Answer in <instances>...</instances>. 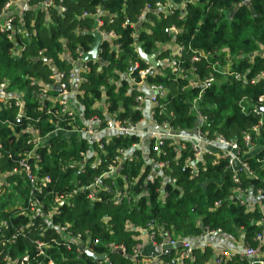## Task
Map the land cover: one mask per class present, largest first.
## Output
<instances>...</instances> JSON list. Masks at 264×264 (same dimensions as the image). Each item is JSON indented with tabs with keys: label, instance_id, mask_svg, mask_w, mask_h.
I'll return each instance as SVG.
<instances>
[{
	"label": "trees",
	"instance_id": "obj_1",
	"mask_svg": "<svg viewBox=\"0 0 264 264\" xmlns=\"http://www.w3.org/2000/svg\"><path fill=\"white\" fill-rule=\"evenodd\" d=\"M6 1L0 0V15ZM182 1L186 4L185 10L174 7L170 16L154 8L158 2L177 5ZM248 1L250 6L245 5ZM248 1L63 0L65 12L62 15L56 8H50L47 14L35 9L25 12L26 32L31 35L27 42L19 35L11 42L0 34V84L6 85L7 92L23 99L22 118L18 122V108L13 104V98L10 104L0 105V264H19L24 257L29 258L28 264H102L86 255L78 259L77 246L67 248L64 235L80 234L85 240L89 234L91 242H99L94 248L97 253L106 252L107 244H122L130 251L150 221L173 238L196 239L205 230H220L232 239L242 234L246 245L257 247L254 242L259 232L256 222L262 216L258 205L249 209L230 198L236 190H251L252 196L258 190L264 191V119L254 133L252 129L259 118L243 114L238 105L243 97L248 99L249 106L256 104L264 92V78L243 87L240 82L214 72V69L227 68L248 81L264 72V0ZM146 6L148 10H145ZM97 9L101 11L98 17H82L83 12L93 15ZM143 12L144 19L138 22ZM181 14L183 18H180ZM46 18L49 20L47 26L44 25ZM97 19L101 22L98 27ZM170 27L176 29L175 35L165 32ZM96 30L114 37L106 36L101 41L97 61L85 63L88 72L82 74L85 82L78 86L82 95L77 94L84 120L95 117L102 127L111 116L121 121L129 119L133 123L141 120L135 103L139 92L129 86L125 76L129 65L136 63L138 71L147 68L135 50V46L140 45L146 54L156 53L159 60L176 61L186 76H175L166 66L159 74L144 78L145 83L162 85L166 90L161 108L156 111L158 122L166 121L175 130L189 131L196 123L195 117L188 114L191 101L199 97L198 108L207 117L202 132L207 138L219 134L236 141L240 156L245 155L250 174L238 171V183H235L227 161L218 160L213 164L214 156L205 153L196 164L197 176L189 177L183 163L191 155L189 144L184 141L187 151L177 152L170 140H164L162 155H149L156 162L168 164L164 173L173 183L163 184L158 176L153 182L148 181L144 192L151 167L147 165L142 150L131 149L133 158L121 169V175L132 183L129 192L134 202L113 206L104 193L102 201L94 204L86 203L80 197L73 198L70 205L64 204L59 208V216L54 214L48 220L43 216L45 211L29 214L26 209L29 185L19 172V162L33 149L30 130H37L42 137L53 130L34 97L39 92L40 83H51L49 76L53 73V68L37 59L38 53L42 52L46 60H52L57 71L67 74L71 69L70 62L60 55L68 52L75 59L76 49L89 51ZM132 33L136 36L132 37ZM170 43L182 48L180 54H172L170 46H167ZM15 45L24 47L18 55H13ZM132 76L135 81H140L137 73ZM191 77L194 78L193 83L189 80ZM211 77L215 82L206 84ZM52 121L69 128L82 127L77 117L66 119L57 115L52 117ZM244 135L251 137L250 149L242 141ZM139 143L140 139L135 135H112L107 144L103 140L104 151L99 152L103 165L93 174L101 173L119 149L129 151L133 144ZM84 149L85 144H76L73 138L67 141L59 135H50L48 146L36 150L39 162L33 164L32 159L28 162L37 166L39 180L44 177L50 179L47 191L63 195L70 191L69 181L75 173L61 171L58 161L65 164ZM178 154L180 156L176 159ZM15 194L22 198L23 204L9 206L18 198ZM103 219L107 222L104 223ZM31 221L34 222L33 227L29 225ZM57 225L66 232L61 234ZM35 242L45 244L42 255H37ZM260 252L264 264V245ZM109 257V264H134L128 255L114 251H109ZM193 257V264H204L212 253L194 249ZM225 264L249 263L235 258Z\"/></svg>",
	"mask_w": 264,
	"mask_h": 264
},
{
	"label": "built area",
	"instance_id": "obj_2",
	"mask_svg": "<svg viewBox=\"0 0 264 264\" xmlns=\"http://www.w3.org/2000/svg\"><path fill=\"white\" fill-rule=\"evenodd\" d=\"M56 0H46L45 2H39L38 0H8L5 2L1 9V22H0V34L4 35L8 41L13 42L17 35L26 42L31 38V35L26 32V22L24 19L25 12L30 9H35L47 14L50 8H56L57 12L62 15L65 12V7L62 5L63 0H57L58 4L55 5ZM248 1V0H247ZM35 2V4H32ZM249 2V1H248ZM185 2L182 1L180 4L174 5L173 3H162L158 2L155 4V10L162 12L164 15H172V10L174 7L181 11L185 10ZM149 7L146 6L145 10ZM100 9H97L93 15H89L87 12L82 13V17H98L100 14ZM183 13V12H182ZM180 18H183L182 14ZM144 19V12L138 17V22ZM97 27L101 25L99 19H97ZM49 20L46 18L44 23L47 26ZM123 25H128L124 23ZM30 26H32L30 24ZM132 28H136V25H130ZM168 34L175 35L177 33L174 27H170L165 30ZM101 36V41L106 37H114L113 34H103L99 33ZM132 37H135V33H132ZM182 48H179L178 54H180ZM24 47H18L15 45L13 49V55H18ZM136 50V48H135ZM88 52V51H87ZM84 51L81 49L75 50V59L68 52H63L60 58L66 60L71 66L70 71L66 74L62 71H57L52 66V60H46L43 57L42 52L38 53L37 59H41L44 64L49 65L52 69V74L49 76L51 83L41 84L39 92L35 94V100L39 106V110L44 113L45 117L49 119L53 130L46 136L42 137L37 130H30L32 140L31 145L33 147L32 151L26 155L19 162V172L23 174L29 185V197L26 200V209L29 214L36 215L45 211L44 217L46 220L52 215L59 216L61 211L59 208L66 204H71V199L80 197L84 199L86 203L94 204L102 201V196L104 193L108 195L107 201L113 206H120L123 203L129 204L134 202L131 193L129 192L131 182L121 175V169L128 165L133 155L130 153L131 149H140L145 158L150 159L156 163L158 169L163 170V172L168 168L166 162H156L154 158L150 157L149 154L153 153L154 156L160 157L162 155V147L164 140H170L173 150L177 152L187 151L184 141L189 144L190 156L183 160L184 168L188 169L189 177L197 176L198 167L196 164L202 160L203 154H211L214 156L213 164L218 160H226L228 163V169L232 174L233 182L238 183V171H248L247 164L244 161V156H240V147L238 143L234 140H227L221 135L217 134L210 138H207L204 132H202V127L207 123V117L204 116L198 108L199 97L194 99L189 108V115H192L196 119V130L192 134H187L189 131H179L173 129L166 121L159 123L156 118V111L161 108V101L164 100V94L166 93L165 88L162 85L157 84H147L143 80L146 76H152L159 74L161 69L164 67H169L171 73L175 76H180L186 78L183 75L182 70L174 60H157V68L153 69L151 66L147 65L144 70L138 71V65L135 63L129 65L125 76L128 80V84L132 88H138L141 83L147 84L145 86V93L139 94L135 98V103L137 105L138 112L141 111L143 104H148L147 108V119L153 129L149 130V138L143 141V136L140 135L137 123H133L129 119L117 120L116 116H111L107 119L105 126H101V122L93 117L90 120H84L81 116V111L83 107L77 101V94L82 92L78 91V86L85 82L82 74L88 72V68L85 63L88 61L84 60ZM175 55V54H173ZM98 60L97 57L94 61ZM194 60H197L194 58ZM214 72L225 75L233 79L234 81L240 82L241 86H247L249 84H255L258 79L264 78V72L260 73L255 79L248 81L241 74L230 72L229 69L225 68L214 69ZM137 73L140 81H135L132 74ZM213 77L206 81V84L214 83ZM54 85H58L60 88V93L55 92L53 89ZM6 85L0 84V105H8L9 101L13 98L14 106L18 108L16 121H20L22 118V107L23 99L20 95H12L5 90ZM50 92L55 93L53 96ZM103 102V101H102ZM76 104L81 109L78 110ZM238 105L241 108L243 114H251L252 116H257L259 118L258 124L253 127L252 131L257 132L258 127L262 125L264 119V92L258 97L255 105L249 106V101L247 98L243 97ZM103 113H106V109H103ZM60 116L66 119H73L75 117L79 118L82 127L69 128L68 126H61L58 122H53L52 117ZM143 120V119H142ZM141 120V121H142ZM140 121V122H141ZM29 131V130H28ZM59 135L63 139L69 141V139H74L76 144H85V149L77 153L76 158H70L65 164L58 161V166L61 171H71L75 173L70 178V191L63 195H58L53 191H47V187L50 184V179L44 177L38 179L37 177V166H31L28 160L32 159L33 164L39 162V157L36 154L38 148L48 146V136ZM112 135H121L122 137L128 135H135L140 139L139 144H133L129 151L125 149H119L117 154L114 156L112 162L106 163L104 170L99 174H93L101 168L103 165L100 158L99 152H103V140L105 144L110 140ZM183 141V143H182ZM242 141L245 146L249 149L252 147V140L249 135H244ZM1 150V144H0ZM49 152V151H48ZM180 156L177 155L176 159ZM147 165L148 161H146ZM238 163V167H236ZM184 170V169H183ZM153 182L151 175L149 179L145 181V184ZM168 182L173 183V180L168 179ZM2 185V183H1ZM16 195V194H15ZM252 196L251 190H246L245 192L236 190L234 196L230 200L237 201L240 206L252 209L253 205L247 200V197ZM18 195H16L17 197ZM19 197V196H18ZM163 197V196H162ZM254 198H264V191L258 190L256 195L252 196ZM251 197V198H252ZM23 204V203H22ZM104 223L107 222L106 219L102 220ZM5 225V224H3ZM30 227L34 226V222L29 223ZM256 226L259 228V232L254 237V242H256L257 247L253 248L245 244V246L238 252L230 251H220L219 253L213 255L204 264H225L230 262L235 258L241 261H247L249 264H263L261 258L260 247L264 245V215L256 222ZM61 234H64L65 229L61 226H56ZM222 234L220 230H205L203 234L196 239L181 237L173 238L166 230L162 229L154 221H150L146 224V228L139 233L136 238L137 243L131 247L130 251L124 245H106V252L97 253L95 247L99 244L98 241H90V235L87 234L86 239L83 240L80 234L76 236H69V234L64 235L65 241H67L66 247L77 246L78 256L84 255V250L87 249L90 252L104 256L101 262L102 264H109L110 257L109 251H114L120 255H128L134 264H193V250L199 249L201 251L209 250L212 248V243L210 238ZM37 255H42V250L45 248V244L42 242H35ZM145 244L159 249L160 254L154 258H147L144 253ZM167 259V260H166ZM22 262L19 264H28L29 258H22ZM48 264H53L49 262Z\"/></svg>",
	"mask_w": 264,
	"mask_h": 264
},
{
	"label": "crops",
	"instance_id": "obj_3",
	"mask_svg": "<svg viewBox=\"0 0 264 264\" xmlns=\"http://www.w3.org/2000/svg\"><path fill=\"white\" fill-rule=\"evenodd\" d=\"M0 22H1V17H0ZM96 31L98 32V30H96ZM167 46H170L169 48H170L172 54L177 55L178 50L180 48L179 46L171 45V43L169 45H167ZM139 47H141V46L140 45L135 46L137 53H138V48ZM149 55H154L156 62H157V60H159L156 53L149 54ZM139 58H140V56H139ZM143 62L146 63L145 61H143ZM146 64L149 65L148 63H146ZM193 79H194L193 77L189 78L191 83H193ZM146 85L147 84H145V83H141L138 86L137 89L139 90L140 94H144L145 93V89L144 88H145ZM164 97H166V93L164 94ZM192 101H191V103H192ZM198 103H199V101H198ZM76 106H77L78 110L80 111L81 109L79 108V106L77 104H76ZM148 106H149L148 104H143V106L141 107L142 109H141V111H139V113L141 115V120L142 119L143 120L142 121L140 120L141 122L139 121L137 123V128H138V131H139L140 135L143 136V139H142L143 141H145V140H147L149 138V130L153 129V127L150 125V123H149V121L147 119V112L146 111H147ZM195 122H196V119H195ZM196 128H197V126H196V123H195L194 127L191 128L189 130V132H186V133L187 134L188 133L192 134L196 130ZM147 161H148L149 166L151 167V173H150L151 178L155 179L158 176H160V178H162L163 184L167 183L168 179L165 176V173H164L165 171L163 172V170L158 169L157 166H156V163L151 161L150 159H148ZM235 165H236V167H238L239 164L236 163ZM145 191L146 190H144V192ZM251 197L252 196L249 195V197H247V200H249L254 205L257 204L258 207H259V211L264 215V198L258 199V198H254V197L251 198ZM254 205H253V207H254ZM210 242L212 243V248L210 249V251H211V253L213 255L219 253L220 251L238 252L245 246L242 234L237 239H232V238H230V237H228L226 235L218 234V235H215V236L211 237L210 238ZM143 253H144V255L147 258H151L152 259V258L158 256L160 254V251H159V249H157L155 247H152V246H150L148 244H145Z\"/></svg>",
	"mask_w": 264,
	"mask_h": 264
},
{
	"label": "water",
	"instance_id": "obj_4",
	"mask_svg": "<svg viewBox=\"0 0 264 264\" xmlns=\"http://www.w3.org/2000/svg\"><path fill=\"white\" fill-rule=\"evenodd\" d=\"M245 5L250 6L249 5V2H246ZM93 38L94 39H93V42H92V44L90 46V50L88 52L84 53V56L83 57H84V60L85 61H94L96 59V57H97V51H98L99 45L101 43V36H100V34L97 31H95L93 33ZM138 54H139L140 58L143 61H145L146 63H148L153 69H156L157 68L158 65H157V62L155 60V56L154 55L146 54L142 50L141 47L138 48ZM53 89L56 92H58V93L61 92L60 91V88L58 87V85H54L53 86ZM263 112H264V109H263ZM146 189H147V186L145 184L144 190H146ZM84 255H86L87 257L91 258L94 261H102L104 259V256L96 255V254L90 252L87 249L84 250ZM80 258H81V255L78 256V259H80Z\"/></svg>",
	"mask_w": 264,
	"mask_h": 264
},
{
	"label": "rangeland",
	"instance_id": "obj_5",
	"mask_svg": "<svg viewBox=\"0 0 264 264\" xmlns=\"http://www.w3.org/2000/svg\"><path fill=\"white\" fill-rule=\"evenodd\" d=\"M22 203H23L22 198H21V197H18L17 199L12 200V201L10 202L9 206H14V207H16V206L21 205Z\"/></svg>",
	"mask_w": 264,
	"mask_h": 264
}]
</instances>
